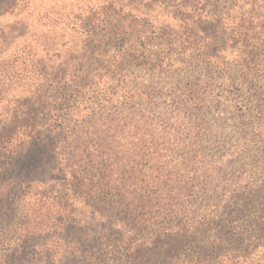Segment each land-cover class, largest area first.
Segmentation results:
<instances>
[{
	"label": "trees",
	"instance_id": "1",
	"mask_svg": "<svg viewBox=\"0 0 264 264\" xmlns=\"http://www.w3.org/2000/svg\"><path fill=\"white\" fill-rule=\"evenodd\" d=\"M95 1L98 0H0V101L8 103L4 112L10 115V120L0 127V220L4 217L13 219L15 202L10 194L19 186L15 178L21 176L12 173L14 161L26 162L28 146L45 141L55 160L60 154L57 150L66 149L67 153L63 155L66 159L60 161L64 163L62 171H66L69 178L62 177L68 179L72 190L85 196L84 203L96 201L100 207H108L112 214H122L121 219L147 227L151 219L143 213L145 199L137 195L136 189L132 190L136 173L126 170L115 145L120 147V141L136 140L139 134L148 133L153 138L155 130L173 133L175 143L178 135L181 138L180 124L171 120L183 117L199 99L192 80L183 81L179 89L165 99L164 109H158L157 95L150 96L136 87L130 89V68L151 70L154 62L162 64L164 61L166 68L177 66L179 71L187 61L194 59L196 68L203 72H198V78L205 75L211 80L215 79V70L232 73L229 80L235 89L236 113L238 118L247 120L250 138L258 145V150L250 155V163L258 168L264 182V91H261L264 87L248 80L254 72V75L260 73L264 82V13L260 12V9L264 11V0H244L247 7L240 16L238 12L233 13L235 6H227L229 0H215L216 8L223 6L221 10L226 7L227 11L207 18V27L201 22V15L196 21L189 16L198 11L194 1L180 0L181 31L175 37L162 31L160 39L166 50L159 60L158 56L149 57L152 50L147 48L148 43L140 40V32L133 31L135 23H125L128 15L120 16L121 6L127 5L125 0H99L101 5L98 6L105 10L102 18H88L84 25L72 22L75 7L83 11L85 7L81 8V4L91 6ZM257 28L259 30L254 31ZM68 35L70 40L72 37L70 42L60 41ZM67 43L72 45L65 48L63 56L56 47L62 49ZM27 48L38 52L31 60L34 71L26 66L30 59L26 56L32 54L30 51L29 55H24ZM222 49H228L230 53L236 51L232 61L221 58ZM172 54H176V58L175 63L170 64ZM233 61L234 64L230 63ZM231 64L233 70L229 68ZM95 77L101 81L96 82ZM27 80L33 86L26 88ZM97 83L101 89L96 88ZM244 84L249 92L240 104L237 98L243 94ZM18 87H22L27 97L23 93L18 98L14 95ZM99 93L103 95L102 99L98 98ZM88 94L92 96L86 98ZM115 97L121 98L120 111L111 112L115 108L112 105ZM141 97L146 98V106L154 110L153 114L158 115L149 117L144 108L136 109V100L140 102ZM248 105H252L251 108L247 109ZM165 114L172 119L166 118ZM168 142L171 144L172 141ZM7 158L11 162H6ZM56 168L57 163L51 166L52 171ZM245 200L252 201L250 197ZM255 206L258 215L250 223V237L262 245L255 244L254 248L264 246V196ZM166 216L169 215L164 212L160 218ZM161 224L154 218L150 225ZM165 232L159 233L157 228L152 236L161 237ZM107 239H112L106 242L107 246L123 252L122 258L117 259L120 264H170L163 252L150 254L147 258L139 251L129 254L131 249L127 245L132 244L116 238L113 232L107 234ZM215 239L232 238L228 235ZM241 243L237 242V245L241 246ZM84 244L83 251L94 253L96 250L98 253L90 259L73 258L74 264H108L100 255L102 250L98 243L93 247L90 243ZM0 247V264H36L43 260L33 254V245L28 239L8 248H3L0 243ZM245 250L246 247L242 249ZM52 257L45 258V262L56 264ZM237 259L231 251L222 255L219 261L203 258L196 264H239Z\"/></svg>",
	"mask_w": 264,
	"mask_h": 264
},
{
	"label": "rangeland",
	"instance_id": "2",
	"mask_svg": "<svg viewBox=\"0 0 264 264\" xmlns=\"http://www.w3.org/2000/svg\"><path fill=\"white\" fill-rule=\"evenodd\" d=\"M98 1L94 2L95 6L81 4V8L85 7L83 11L75 7L76 11L70 18L72 22L84 25L88 18H102L105 10L98 6L101 5ZM125 1L127 5L123 3L121 6L120 16L128 15L125 23H135L133 31L140 32V40L148 43L147 48L152 50L149 57L158 56L159 60L166 50L160 39L163 37L162 31L170 33L171 37L181 31L182 17L178 10L180 0ZM187 1H194L198 9L189 16L196 21L201 15L204 27L208 26L207 18L227 11L226 7L221 10L223 6L216 8L215 0ZM227 6H235L233 13L238 12V16L247 7L244 0H229ZM71 40L68 35L60 41L65 43ZM70 45L67 43L62 49L59 46L56 49L64 56L65 48ZM30 51L31 48H27L24 55H29ZM35 53H38L37 50H32L31 56H26V59L30 58L26 66L33 71L34 62L31 60L35 58ZM175 55L169 56L170 64L175 63ZM233 55H236V51L230 53L228 49H222L220 53L221 58L227 62L232 61ZM195 62L194 59L187 61L186 66L179 71L176 70L177 66L166 68L164 61L162 64L154 62V69L151 70L144 67L130 68V89L136 87L148 92L150 96L157 95L158 109H164L165 99L186 80L195 82L196 98H199L183 117L172 119L164 115L172 119L171 122L180 124L181 138L178 135L175 143L172 140L173 133L155 130L153 138L148 133L139 134L136 140L120 141V147L115 145L126 170L136 173L132 180V190L136 189L137 195L145 199L143 213H147L145 217L151 219L147 227L121 219L122 214L116 216L108 207L102 208L96 201L94 204L90 200L84 203L85 196L72 190L68 179L62 177L69 178L64 173L66 171H62L64 163L60 161L66 159L63 156L67 153L66 149L57 150L60 154L55 156V160L50 155V146L45 141H39L28 146L26 152L29 157L26 162L17 159L13 163V175L16 173L21 176L15 178L19 186L10 194L11 200L15 202L13 219L4 217L0 220V243H3V248L13 247L20 240L28 239L33 245V254L43 258L36 264H47L44 259L50 255L56 264H74L73 258L90 259L98 253L95 248L94 253L83 251L86 247L84 243H90L92 247L98 243L102 250L100 255L105 257L108 264H120L117 259L122 258L123 252L106 245L107 241L112 240L107 239V234L113 232L116 238L120 237L124 243L132 244L127 245L131 249L129 254L139 251L147 258L150 254L153 256L163 252L170 264H196L203 258L219 261L222 255L226 256L231 251L236 254L239 264H264V246H259L262 244L250 237V223L258 215L255 213V205L264 196L263 177L257 171L258 168L250 163V155L258 150V145L250 138L247 120L238 118L236 113L235 89L229 80L232 73L224 69L215 70L217 73L213 80L205 75L198 78V74L203 72L196 68ZM230 63L234 64V61ZM233 64L229 66L232 70ZM217 74L222 76L219 78ZM98 80L95 77V81ZM248 80L264 87L260 73L254 75L251 72ZM25 83L26 88L33 86L30 80ZM246 85L243 86V94L237 98L239 102L247 98L249 91ZM96 88L101 89L100 83H97ZM96 88L94 86V90ZM14 92L17 98L24 94L22 87ZM91 96L88 94L86 98ZM98 96L99 99L103 98L101 93ZM7 104L0 101V127L10 120V115L4 112ZM146 104V98L141 97L140 102L136 100V109L144 108L149 117L158 115L153 114L154 110ZM112 105L115 108L111 112L118 111L121 98L115 97ZM251 106L248 105L247 109ZM168 141H172L171 144ZM6 162L11 161L7 158ZM55 163L56 171H52L51 166ZM246 197L252 201L245 200ZM164 212L169 216L162 219L160 215ZM154 218L162 224L150 225ZM157 228L159 233L165 230L166 234L161 237L152 236ZM228 235L232 239H215ZM127 236L134 238L129 239ZM237 242H242L241 246ZM245 247L246 252H243Z\"/></svg>",
	"mask_w": 264,
	"mask_h": 264
}]
</instances>
